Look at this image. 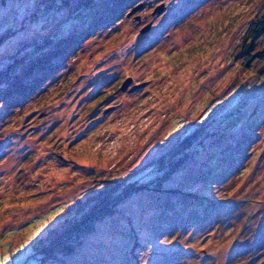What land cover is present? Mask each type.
I'll list each match as a JSON object with an SVG mask.
<instances>
[{
	"label": "rangeland",
	"instance_id": "obj_1",
	"mask_svg": "<svg viewBox=\"0 0 264 264\" xmlns=\"http://www.w3.org/2000/svg\"><path fill=\"white\" fill-rule=\"evenodd\" d=\"M262 13L0 0V68L16 73L0 87V264H264V73L236 56ZM101 197L112 208L45 256Z\"/></svg>",
	"mask_w": 264,
	"mask_h": 264
},
{
	"label": "trees",
	"instance_id": "obj_2",
	"mask_svg": "<svg viewBox=\"0 0 264 264\" xmlns=\"http://www.w3.org/2000/svg\"><path fill=\"white\" fill-rule=\"evenodd\" d=\"M248 33L250 35L249 37L254 34L253 39L250 38V42L248 44L242 45L238 53L236 52V56L239 57L240 55H242L243 58L242 60H240L242 64H244L249 69L255 70L259 74H263L264 46L262 48H257V44H259L260 39L264 37V13H262V15L256 19L255 23L250 26ZM12 66L13 63L11 61H8L0 68V87L3 85L2 83L7 82L6 78H11L12 75L16 74L15 70L10 71ZM192 138V134H187L183 138V141L185 140L186 142L184 143V145L188 146ZM183 141L180 142L181 145ZM128 187H124L119 193L114 194V197L115 195L121 194L117 198V200L119 201L123 199L124 196L128 194L127 191L124 192L123 190ZM113 198L108 199V197H101L97 201L100 202L101 199H103V201H101L100 203L96 202L94 205H91L93 206V208H91L90 211L87 212V214L82 215L74 222L68 224L67 227L63 228L56 236L49 238L48 243H46L42 248L44 255L49 257L52 256L56 251L70 250L73 247V244L78 241L79 235L83 231H86L91 227L93 219L96 217L98 218L103 214V212H106L112 208L111 204L115 203V201L112 202Z\"/></svg>",
	"mask_w": 264,
	"mask_h": 264
},
{
	"label": "water",
	"instance_id": "obj_3",
	"mask_svg": "<svg viewBox=\"0 0 264 264\" xmlns=\"http://www.w3.org/2000/svg\"><path fill=\"white\" fill-rule=\"evenodd\" d=\"M135 7H136V6L131 7V8L127 11V14H129L131 11H133V10L135 9ZM156 8H157V7H156ZM157 9L160 10V9H161V5H159ZM135 17L137 18L138 16L135 15ZM147 28H148V24H145V25H143V26L140 28V30L143 31V30H145V29H147ZM129 80H130V77H126L125 80H124V81L122 82V84H121V88H124L125 85H126V83H127ZM139 84H140V83H139ZM139 84L136 83V84L132 85L131 88H134V87L138 86Z\"/></svg>",
	"mask_w": 264,
	"mask_h": 264
}]
</instances>
